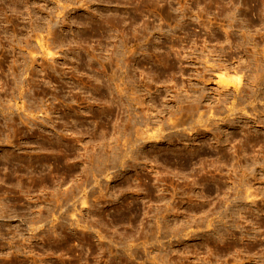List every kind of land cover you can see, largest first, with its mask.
I'll return each mask as SVG.
<instances>
[{"label":"rangeland","instance_id":"obj_1","mask_svg":"<svg viewBox=\"0 0 264 264\" xmlns=\"http://www.w3.org/2000/svg\"><path fill=\"white\" fill-rule=\"evenodd\" d=\"M0 264H264V0H0Z\"/></svg>","mask_w":264,"mask_h":264},{"label":"bare ground","instance_id":"obj_2","mask_svg":"<svg viewBox=\"0 0 264 264\" xmlns=\"http://www.w3.org/2000/svg\"><path fill=\"white\" fill-rule=\"evenodd\" d=\"M238 81V80H237Z\"/></svg>","mask_w":264,"mask_h":264}]
</instances>
